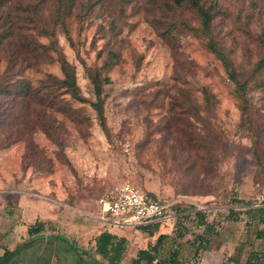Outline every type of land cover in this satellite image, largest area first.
Listing matches in <instances>:
<instances>
[{"label": "rangeland", "instance_id": "obj_1", "mask_svg": "<svg viewBox=\"0 0 264 264\" xmlns=\"http://www.w3.org/2000/svg\"><path fill=\"white\" fill-rule=\"evenodd\" d=\"M200 2L211 8L209 36L183 1L0 0L1 82L11 81L9 73L32 86L49 74L63 78V56L85 99L64 93L71 111H46L51 136L40 129L32 134L39 153L25 151L20 141L6 146L9 130L0 131V255L2 246L14 250L11 264H106L93 251L102 229L86 213L97 212L104 191L126 182L175 201L176 215L151 227L153 235L138 227L112 230L127 240L118 264H132L160 234L162 259L176 250L188 264H244L262 254L264 239L255 232L264 229V217L259 221L253 209L264 193V0ZM25 36L45 46L27 69ZM209 38L252 86L248 122L234 82L207 47ZM10 57L14 65L6 71ZM95 74L110 80L102 84L106 135L89 105ZM203 89L212 94L210 102ZM8 102L0 98L1 105ZM17 196L53 204L58 220L45 223L41 238L27 234L39 215L20 212L10 200ZM234 199L250 208L233 205ZM195 210L214 229L206 250L197 249L204 226Z\"/></svg>", "mask_w": 264, "mask_h": 264}, {"label": "trees", "instance_id": "obj_2", "mask_svg": "<svg viewBox=\"0 0 264 264\" xmlns=\"http://www.w3.org/2000/svg\"><path fill=\"white\" fill-rule=\"evenodd\" d=\"M177 3L183 1L185 4L190 6L195 10L197 16L199 17L201 26L207 32L208 36L210 35V26L212 13L210 7H205L200 0H174ZM43 35H50L46 30H42ZM5 37H1L0 44H3ZM24 50L21 52L22 61L24 63V69H27L30 66L31 59L41 58L44 55V48L42 44L36 43L29 36L24 37ZM52 49L54 52L57 50L56 43L51 41ZM207 47L211 52H213L218 59L222 62L225 70L228 74V78L234 82L236 96L239 97L241 105V118L242 121L248 122L249 109H248V90L252 88L249 85L247 79L240 80L238 78V72L234 69L233 63L228 58L226 51L219 48L217 43L209 38L207 41ZM12 58L7 59V70H10L14 65ZM58 62L60 65L61 72L63 73V78H57L49 74L46 79L41 80L38 86H32L31 83L26 80H17L12 78L9 73L6 76V79H11V81H5L2 83L0 79V98H3L8 102V105L0 104V131L1 129L6 131L5 136V145H9L14 142H23L25 146V151L29 153H39L40 149L37 147V144L32 139V134L40 129L50 137L51 127L45 122V116L47 110H55L62 113H69L71 108L67 106V102L63 100L61 94L68 93L73 99L85 102V99L80 95L78 86L75 81L74 72L71 65L63 56L58 57ZM261 61L257 63L258 66H261ZM11 64V65H10ZM91 83L93 87V93L95 99L89 102L90 107L94 110L99 125L105 135L108 133V127L105 121L104 115V99L102 84H108L110 82L109 78L103 77L100 78L99 74L93 75L91 78ZM255 85V83L253 84ZM62 91V92H61ZM204 99L207 102L211 101L212 94H210L206 89H203ZM192 141V140H191ZM253 155L256 158V161L260 163L261 156L258 153L257 147L253 148ZM233 205L239 206H249L250 203L242 204L240 200H232ZM250 207H246L248 209ZM255 212L253 215L258 216V220L261 221L264 217L263 208H254ZM195 214L198 216V223L204 226L203 232L197 238V249L199 251L208 249L210 245V237L214 231L211 223L205 220L204 214L200 210H196ZM160 222H155L152 224L138 226L139 229L149 231L150 235H153L151 227H156ZM45 229L43 222L36 221L34 224L28 227V234L30 235H39ZM165 235L160 234L156 239L152 249H139L137 251L136 257L133 258L132 264H140L142 261L145 263L152 264L153 261H156V264H188L183 262L178 258L177 251L173 250L169 257H159L158 247L160 246L161 240ZM41 237H37L39 239ZM255 238L264 239V229H259L255 232ZM127 240L124 237H119L114 233L109 231H102L94 237V252L101 255V257L106 261V264H118L126 249ZM196 251V250H195ZM16 256L14 250L5 249L3 254L0 256V264H11L13 259ZM257 256L255 258H246L244 264H264V251L262 254H253Z\"/></svg>", "mask_w": 264, "mask_h": 264}, {"label": "built area", "instance_id": "obj_3", "mask_svg": "<svg viewBox=\"0 0 264 264\" xmlns=\"http://www.w3.org/2000/svg\"><path fill=\"white\" fill-rule=\"evenodd\" d=\"M174 203L126 182L104 191L96 199L97 213L91 216L102 221L106 230L108 227H138L172 218L176 215L172 211ZM255 207L264 209V193Z\"/></svg>", "mask_w": 264, "mask_h": 264}, {"label": "crops", "instance_id": "obj_4", "mask_svg": "<svg viewBox=\"0 0 264 264\" xmlns=\"http://www.w3.org/2000/svg\"><path fill=\"white\" fill-rule=\"evenodd\" d=\"M27 197H29L28 195H27ZM11 198V197H10ZM41 198V197H40ZM10 200H16L15 202L17 203L16 204V208L17 209H19V211L20 212H28L29 214H31V213H34V214H36V215H39V217L38 216H36L37 218L35 219V221L33 222V223H31L30 225H28V227L29 226H31L32 224H34L36 221H40V222H43L44 223V225H47V224H45L46 222H52V223H54L55 221H57L58 219V213H54V218L52 217V211H53V207H52V205L53 204H51V206H46V205H48L47 203H45V201H42V200H39V199H35V198H30V199H26V197L25 198H23L22 196H17V199H15V198H11ZM46 200V199H45ZM5 206H8V208L10 209L11 207H13L10 203L9 204H6ZM48 207H52V208H48ZM70 208H74V207H70ZM96 208H97V204H96ZM77 210H78V208H76ZM98 210V209H97ZM196 211V210H195ZM194 211V212H195ZM97 213V212H96ZM95 213V214H96ZM184 213V212H183ZM43 214H49L50 215V217L48 216V217H46V218H43V217H40V216H42ZM87 214V216H89V217H91L92 219H94V220H96L97 222H98V225L101 227V229H102V231H109V232H111L112 230H114V229H116L115 227H108L107 228V230L105 229V226H104V224L102 223V221H100V220H98V219H96V218H94V217H92L91 216V214H88V213H86ZM210 223V222H209ZM28 227L26 228V232H27V234H28ZM132 228H137V227H132ZM0 231L2 232V230L0 229ZM101 231V232H102ZM114 231H116V230H114ZM113 231V232H114ZM43 232L44 231H42L41 233H39V235H30V234H28L29 235V237H30V239H36L38 236L39 237H42V235H43ZM99 234V233H98ZM97 235V234H96ZM95 235V236H96ZM2 248V250L4 251L5 249H8V250H11V249H9L7 246H2L1 247ZM3 254V253H2ZM1 256V255H0ZM199 263V262H198ZM197 263V264H198ZM227 263V262H226ZM229 264H234V262H232V260H230V262H229Z\"/></svg>", "mask_w": 264, "mask_h": 264}]
</instances>
